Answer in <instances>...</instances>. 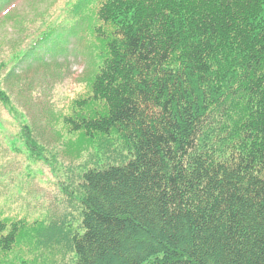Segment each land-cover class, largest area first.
Wrapping results in <instances>:
<instances>
[{
  "label": "trees",
  "instance_id": "trees-1",
  "mask_svg": "<svg viewBox=\"0 0 264 264\" xmlns=\"http://www.w3.org/2000/svg\"><path fill=\"white\" fill-rule=\"evenodd\" d=\"M78 2L101 64L63 124L120 145L61 169L79 200L53 221L73 225L31 238L40 249L19 264H264V0ZM0 106L18 113L1 83ZM7 220L0 264L27 236Z\"/></svg>",
  "mask_w": 264,
  "mask_h": 264
},
{
  "label": "rangeland",
  "instance_id": "rangeland-1",
  "mask_svg": "<svg viewBox=\"0 0 264 264\" xmlns=\"http://www.w3.org/2000/svg\"><path fill=\"white\" fill-rule=\"evenodd\" d=\"M96 26L90 12L80 11L78 0H0V63L9 69L0 83L18 111L13 118L0 106V220H22L27 235L19 240L25 246L17 241L7 253L13 254L11 264L40 249L31 238L42 232L58 236L56 227L73 225L71 220L59 226L53 221L64 209L65 196L79 200L62 189L61 169L85 160L86 152L78 151L86 146L101 157L108 146L119 148L115 138L97 135L90 140L83 131L68 132L63 124L70 112L67 100L91 85L101 64ZM15 121L27 123L33 139L48 150L46 155L41 151L38 161L26 145V131L17 132ZM23 219L35 223L26 229Z\"/></svg>",
  "mask_w": 264,
  "mask_h": 264
}]
</instances>
